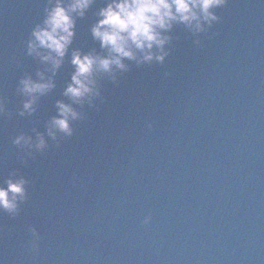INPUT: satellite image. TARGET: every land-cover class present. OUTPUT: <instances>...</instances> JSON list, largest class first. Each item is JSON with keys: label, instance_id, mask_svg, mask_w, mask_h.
Instances as JSON below:
<instances>
[{"label": "water", "instance_id": "1", "mask_svg": "<svg viewBox=\"0 0 264 264\" xmlns=\"http://www.w3.org/2000/svg\"><path fill=\"white\" fill-rule=\"evenodd\" d=\"M0 264H264V0H0Z\"/></svg>", "mask_w": 264, "mask_h": 264}]
</instances>
